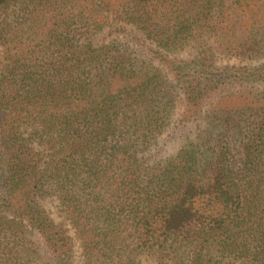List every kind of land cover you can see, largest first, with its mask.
<instances>
[{
	"label": "trees",
	"instance_id": "trees-1",
	"mask_svg": "<svg viewBox=\"0 0 264 264\" xmlns=\"http://www.w3.org/2000/svg\"><path fill=\"white\" fill-rule=\"evenodd\" d=\"M0 264H264V0H0Z\"/></svg>",
	"mask_w": 264,
	"mask_h": 264
},
{
	"label": "rangeland",
	"instance_id": "rangeland-1",
	"mask_svg": "<svg viewBox=\"0 0 264 264\" xmlns=\"http://www.w3.org/2000/svg\"><path fill=\"white\" fill-rule=\"evenodd\" d=\"M222 64L224 63H229V64H234L235 61H223L221 62ZM192 130L196 131L195 128H192ZM185 128H181L180 124V112L178 115L175 117L174 122L172 123V126L168 132V134L164 137V142L166 141L167 143L165 146V149L167 151V154H172L174 153L178 147H180L186 140L187 135L184 134ZM187 133V132H186ZM188 134V133H187ZM191 137V135H190ZM53 211H55L54 207H50ZM78 259H79V252H78Z\"/></svg>",
	"mask_w": 264,
	"mask_h": 264
}]
</instances>
